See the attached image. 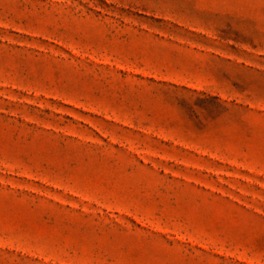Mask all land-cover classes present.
Listing matches in <instances>:
<instances>
[{
    "label": "rangeland",
    "instance_id": "obj_1",
    "mask_svg": "<svg viewBox=\"0 0 264 264\" xmlns=\"http://www.w3.org/2000/svg\"><path fill=\"white\" fill-rule=\"evenodd\" d=\"M0 264H264V0H0Z\"/></svg>",
    "mask_w": 264,
    "mask_h": 264
}]
</instances>
